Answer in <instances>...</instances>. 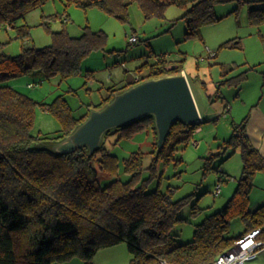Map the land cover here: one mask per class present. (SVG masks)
<instances>
[{"label":"trees","instance_id":"1","mask_svg":"<svg viewBox=\"0 0 264 264\" xmlns=\"http://www.w3.org/2000/svg\"><path fill=\"white\" fill-rule=\"evenodd\" d=\"M47 1L0 0V28L16 29L23 41L22 51L15 55L0 45V264H55L75 257L93 263L99 250L121 242H126L132 253L130 264H211L257 228H261L258 239L264 241V203L251 208V193L257 172L264 170V156L246 134L249 115L242 122L233 123V133L226 141L228 146L242 150L244 164L237 187L221 210L196 224L193 239L187 242H179L173 229L187 220L179 213L189 197L175 200L172 189L148 190L153 176L142 177L145 169L142 150L124 159V171L130 178L123 180L118 176L120 159L105 144L92 155L87 148L57 154L37 146L41 141L69 134L89 110L76 116L64 94L52 102H40L7 81L35 71L46 79L58 74L66 79L80 71L89 53L104 47L107 36L103 30H92L90 25L79 36L62 28L52 31L51 44L28 46L31 25L18 24V20ZM62 1L66 7L71 4L84 9L97 6L125 21L129 20L133 1L139 2L148 17L163 15L168 6L175 4L187 8L183 15L187 19V36L200 34L202 26L221 18L215 9L220 0ZM255 1L264 3V0ZM250 14L256 21H264V4L250 9ZM225 45L236 47L240 41L230 40L222 46ZM144 65L149 66L146 76L142 75ZM181 70V62L162 59L154 63L147 61L138 67L140 80ZM88 72V78L93 77ZM228 72L223 70V75ZM135 82L129 81L119 88L111 86L109 95L96 106L109 100L118 89ZM38 104L59 118L62 124L59 131L52 135L33 133ZM201 123H175L158 156L153 117L119 127L107 136L118 132L120 137H130L142 128H151L154 132L152 167H155L160 159L170 161L179 144H188ZM212 158L207 159V170L212 168ZM100 170L118 177L102 185ZM200 210L195 206L193 213ZM237 216L245 228L240 235L233 236L231 224Z\"/></svg>","mask_w":264,"mask_h":264},{"label":"rangeland","instance_id":"2","mask_svg":"<svg viewBox=\"0 0 264 264\" xmlns=\"http://www.w3.org/2000/svg\"><path fill=\"white\" fill-rule=\"evenodd\" d=\"M263 4L255 0H220L215 8L220 20L202 26L198 35L187 36V19L183 17L187 8L175 4L168 6L163 15L148 17L139 2L133 1L129 20L125 21L97 6L84 9L71 4L66 7L62 0H48L18 20V24L31 25L28 46L51 44L52 31L62 28L79 36L86 25L94 31H105L106 43L89 53L80 71L66 79L60 74L46 79L35 71L11 78L7 83L40 102H52L64 94L74 114L80 116L100 104L109 95L111 86L119 88L135 80L140 75L138 67L147 61L181 62L203 117L201 131H196L188 144H179L170 161L160 159L155 167H152L154 132L151 128H142L130 137L113 133L106 136L104 144L118 155V176L123 180L130 178L124 171V159L142 150L145 154L142 177L153 176L148 190L172 189L175 200L189 197L179 213L187 220L173 229L179 242H187L193 239L196 224L221 210L237 187L244 163L241 147L234 149L226 142L233 133V123L242 122L247 115L252 118L259 107L264 110V21H256L250 14V9ZM134 34L140 40L131 43L130 37ZM230 40L240 41V45L222 46ZM22 43L16 29L0 28V45L7 53H20ZM225 69L229 70L227 75H223ZM88 71L93 77L88 78ZM148 73L149 66L144 65L142 75ZM225 79L230 80L224 82ZM29 83L36 86L30 87ZM61 128L59 118L38 104L33 133L52 135ZM210 156L212 168L207 170ZM118 176L99 171L102 185ZM219 184L221 192L217 194ZM253 194L264 196V170L256 174ZM195 206L201 210L193 213ZM244 228L243 220L237 216L232 220L230 234L238 236ZM110 247L96 254L98 261L131 263L132 253L126 242ZM246 264H264V247L257 258Z\"/></svg>","mask_w":264,"mask_h":264},{"label":"water","instance_id":"3","mask_svg":"<svg viewBox=\"0 0 264 264\" xmlns=\"http://www.w3.org/2000/svg\"><path fill=\"white\" fill-rule=\"evenodd\" d=\"M150 116L157 132L156 156L163 149L172 126L177 122L187 125L203 122L190 81L184 70L146 77L114 92L67 135L37 144L57 154L73 153L87 148L94 154L105 142L110 131Z\"/></svg>","mask_w":264,"mask_h":264},{"label":"built area","instance_id":"4","mask_svg":"<svg viewBox=\"0 0 264 264\" xmlns=\"http://www.w3.org/2000/svg\"><path fill=\"white\" fill-rule=\"evenodd\" d=\"M140 37L136 34L130 37L131 43L138 42ZM215 55V54H214ZM140 80V75H136L135 81ZM30 87L36 86L34 83H29ZM196 132V130H195ZM196 142V141H195ZM221 192V184L217 186L216 193ZM261 232V228H257L247 233L237 245H235L229 251L222 253L215 262L211 264H246L248 261L257 258L260 249L264 245V241L258 239V234ZM163 264H168L163 262Z\"/></svg>","mask_w":264,"mask_h":264},{"label":"crops","instance_id":"5","mask_svg":"<svg viewBox=\"0 0 264 264\" xmlns=\"http://www.w3.org/2000/svg\"><path fill=\"white\" fill-rule=\"evenodd\" d=\"M255 111L256 113L252 116V118L251 117L249 118V121L247 123L246 134L250 138L251 142L259 149L261 154L264 156V110L259 107ZM196 131H201V127H198ZM252 202H254V206L251 208L255 209L259 205L264 203V196L259 197L258 194H253L252 191L251 203ZM103 250L104 249L99 250L97 255H100V252ZM96 257L93 263H86L83 259L75 257L66 262H57V264H103L102 262L98 261Z\"/></svg>","mask_w":264,"mask_h":264}]
</instances>
